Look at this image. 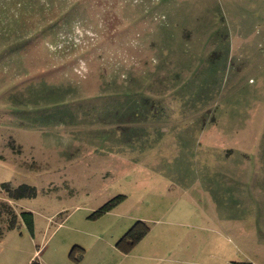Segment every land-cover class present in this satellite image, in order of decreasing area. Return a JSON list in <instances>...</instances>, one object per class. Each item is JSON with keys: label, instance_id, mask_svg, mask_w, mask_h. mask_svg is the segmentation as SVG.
<instances>
[{"label": "rangeland", "instance_id": "obj_1", "mask_svg": "<svg viewBox=\"0 0 264 264\" xmlns=\"http://www.w3.org/2000/svg\"><path fill=\"white\" fill-rule=\"evenodd\" d=\"M3 183L15 264L138 220L152 264H264V0H0Z\"/></svg>", "mask_w": 264, "mask_h": 264}, {"label": "trees", "instance_id": "obj_2", "mask_svg": "<svg viewBox=\"0 0 264 264\" xmlns=\"http://www.w3.org/2000/svg\"><path fill=\"white\" fill-rule=\"evenodd\" d=\"M2 194H5L2 196ZM35 194V189L29 185L23 184L18 187H13L9 183H3L0 187V239L7 233L19 226V223H24L27 228L33 231L34 228V216L29 210L17 211L11 201H16L26 196H32ZM126 195L118 194L101 205L99 209H96L88 217L96 219L113 209L119 203L125 199ZM150 226L146 221L138 220L136 223L128 229L127 232L118 241L117 246L124 252L130 251L149 231ZM79 246L75 245L71 251V255L74 253V249ZM80 254L74 256L75 260L80 259ZM31 264H41L38 260H34ZM252 264V263H250Z\"/></svg>", "mask_w": 264, "mask_h": 264}, {"label": "crops", "instance_id": "obj_3", "mask_svg": "<svg viewBox=\"0 0 264 264\" xmlns=\"http://www.w3.org/2000/svg\"><path fill=\"white\" fill-rule=\"evenodd\" d=\"M33 230H34V228H33ZM150 232L151 231L149 229L147 235ZM97 236H100V235H97ZM142 239L131 249V251H128V252L122 251L120 248H118V246L116 244H115L116 248L112 249L111 243L106 242V241L105 242L101 241L100 243L93 242L89 245L83 241H75L77 243L73 244L72 246H71L72 242H70V243L65 244V246L70 249L68 252V258H66L67 255H65V251L61 250V253L63 255L62 262H63V264H82L86 260V262L84 264H122L125 259L139 258V260H144L146 262V264H152V262H154L156 260L152 256L147 257V255L144 256L143 254L138 255L139 257L131 256V255H137L135 253V249L139 245V243L142 241ZM75 245H77L79 247L74 249L73 255L78 256L80 254L81 256H80L79 260H75L73 258V255H71V251L73 250V247ZM86 246H88V247H86ZM0 247H3V251L1 252V255H0V264H15L14 256H12L13 255V248L9 247V246L4 247L1 244V242H0ZM181 248L184 249L183 247H181ZM7 249H9L10 252H8ZM39 250L40 249L35 251L36 255L39 253ZM92 251H93V256L91 255ZM108 251H115L114 253L116 255H120V257L118 256L117 260H113V259H115V257L108 258L107 257ZM87 255H89V256H87ZM34 260H38L41 264H49L48 260L45 258L43 259V262H41L38 259V256L35 257L34 259H32V257L29 258L28 256H26V257L23 256V259L19 260V262H17L16 264H31V262H33ZM112 260H113V262H112ZM162 260H165L167 262H171L174 264H188L190 262L189 259H187L183 255L178 256V257H171V256H169L168 258L163 257Z\"/></svg>", "mask_w": 264, "mask_h": 264}]
</instances>
